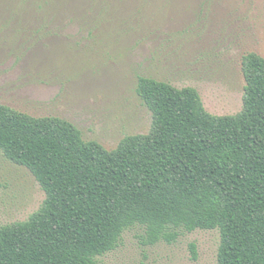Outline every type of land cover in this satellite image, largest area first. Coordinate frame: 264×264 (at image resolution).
Masks as SVG:
<instances>
[{
    "label": "trees",
    "instance_id": "1",
    "mask_svg": "<svg viewBox=\"0 0 264 264\" xmlns=\"http://www.w3.org/2000/svg\"><path fill=\"white\" fill-rule=\"evenodd\" d=\"M242 64L243 108L230 115L209 112L194 87L140 76L151 129L113 149L67 119L0 103V151L47 193L27 220L0 226V264H101L135 226L148 245L219 229L218 264H264V57Z\"/></svg>",
    "mask_w": 264,
    "mask_h": 264
},
{
    "label": "rangeland",
    "instance_id": "2",
    "mask_svg": "<svg viewBox=\"0 0 264 264\" xmlns=\"http://www.w3.org/2000/svg\"><path fill=\"white\" fill-rule=\"evenodd\" d=\"M43 17L51 29L30 32ZM249 52L264 57V0H0V103L67 119L108 149L151 129L140 76L196 88L212 114L239 112ZM46 196L0 151V226L27 220ZM143 235L126 230L101 264H218L219 229L153 245Z\"/></svg>",
    "mask_w": 264,
    "mask_h": 264
}]
</instances>
